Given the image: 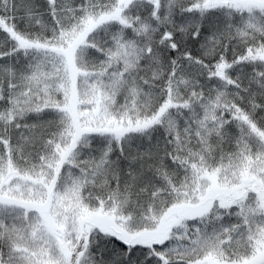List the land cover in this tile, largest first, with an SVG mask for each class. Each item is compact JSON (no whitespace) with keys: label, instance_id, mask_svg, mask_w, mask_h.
<instances>
[{"label":"snow or ice","instance_id":"1","mask_svg":"<svg viewBox=\"0 0 264 264\" xmlns=\"http://www.w3.org/2000/svg\"><path fill=\"white\" fill-rule=\"evenodd\" d=\"M0 264H264V0H0Z\"/></svg>","mask_w":264,"mask_h":264}]
</instances>
